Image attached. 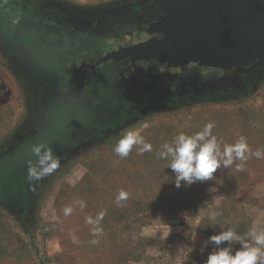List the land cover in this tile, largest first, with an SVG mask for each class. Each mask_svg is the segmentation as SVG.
I'll return each instance as SVG.
<instances>
[{"label": "rangeland", "instance_id": "374dc122", "mask_svg": "<svg viewBox=\"0 0 264 264\" xmlns=\"http://www.w3.org/2000/svg\"><path fill=\"white\" fill-rule=\"evenodd\" d=\"M131 1L0 0V34L15 37L13 28L33 19H25L29 11L59 18L72 7L115 8ZM19 58L0 42V264H205L214 247H204L210 235L229 228L242 236L251 228L264 230V158L245 153V161L221 166L213 179L177 188L169 160L157 155L178 134L192 135L209 122L221 150L241 136L250 152L264 150V74L244 91L145 109L119 130L52 152L59 166L30 179V169L42 171L47 138L34 135L21 148L25 136L37 132V120L34 89ZM183 65L205 68L195 58ZM129 129L139 131L152 151L138 155L134 146L127 157L118 156L115 145ZM37 147L39 156L24 152ZM240 163L243 171L236 170ZM121 191L128 198L117 203ZM69 206L73 211L66 216ZM101 212V231L93 235L86 218Z\"/></svg>", "mask_w": 264, "mask_h": 264}, {"label": "flooded vegetation", "instance_id": "af4514ba", "mask_svg": "<svg viewBox=\"0 0 264 264\" xmlns=\"http://www.w3.org/2000/svg\"><path fill=\"white\" fill-rule=\"evenodd\" d=\"M187 1L132 0L115 8L72 7L59 18L29 11L25 19H33L29 25L13 28L15 37L0 34L1 44L21 57L34 89L37 132L26 135L21 148L34 135L43 134L47 138L43 152L52 145L51 153L67 151L75 142L121 128L145 109L178 107L193 99H214V95L253 87L264 74V63L253 65L256 58L224 68H185L164 57L167 23L179 16ZM45 17V22H38ZM0 25L4 26L2 20ZM223 74L228 77L219 85L207 84Z\"/></svg>", "mask_w": 264, "mask_h": 264}, {"label": "clouds", "instance_id": "9594fccd", "mask_svg": "<svg viewBox=\"0 0 264 264\" xmlns=\"http://www.w3.org/2000/svg\"><path fill=\"white\" fill-rule=\"evenodd\" d=\"M214 123H207L202 130L187 135L180 133L174 137L171 143H164L157 153L161 159H168V168L175 174L174 183L177 188L183 182L184 186L191 185L197 181L213 179V173L223 166L228 168L233 165L234 160L245 161L250 153L257 159L264 158V150L250 152L246 138L241 136L235 144L225 145L221 150L217 137L212 134ZM136 146L138 155L152 151V145L147 143L144 137L136 130H127L115 145L114 151L120 157H127L132 148ZM34 152L39 156L41 148L37 147ZM42 171L38 174L36 170H29L30 179H40L43 175L50 174L59 165L51 151H47L39 161ZM237 171H243V163L236 165ZM128 198V193L121 191L117 196V203ZM82 209L83 201H78ZM73 211L72 207H66L64 214L67 216ZM101 212L96 218L87 217L88 224L93 225V235H98L101 229L98 227L103 218ZM96 243V241H92ZM234 243L239 247L234 248ZM213 245L208 253L205 264H264V230L251 228L246 236L239 235L235 229L229 228L210 235L205 242Z\"/></svg>", "mask_w": 264, "mask_h": 264}, {"label": "water", "instance_id": "95a60500", "mask_svg": "<svg viewBox=\"0 0 264 264\" xmlns=\"http://www.w3.org/2000/svg\"><path fill=\"white\" fill-rule=\"evenodd\" d=\"M166 27L164 57L176 65L185 66L189 58L219 68L254 58L253 65L264 63V0H188ZM241 67L237 70L244 72Z\"/></svg>", "mask_w": 264, "mask_h": 264}]
</instances>
